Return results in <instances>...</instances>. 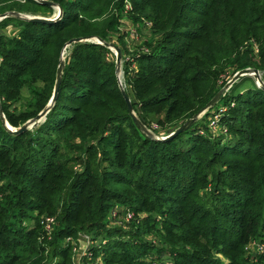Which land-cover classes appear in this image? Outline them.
<instances>
[{
	"label": "trees",
	"instance_id": "trees-1",
	"mask_svg": "<svg viewBox=\"0 0 264 264\" xmlns=\"http://www.w3.org/2000/svg\"><path fill=\"white\" fill-rule=\"evenodd\" d=\"M51 1L63 14L46 23L9 13L52 17L54 7L0 0V15H8L0 21V100L14 127L47 107L62 51L78 37L121 48L133 74L134 109L148 127L150 112L163 113L172 129L191 118L228 69H264V0H242L210 30L202 18L215 0ZM126 14L133 25L150 26L143 49L131 51L120 34ZM71 48L58 97L41 123L16 134L0 116V264H73L72 238L82 231L93 240L105 234L104 245L90 247L105 264H248L245 248L254 239L264 243V89L223 99L227 109L217 117L230 137L213 139L195 122L157 140L129 113L111 49L97 42ZM29 84L42 86L19 106ZM117 206L144 227L110 228ZM42 214L56 215L51 235L39 224ZM258 253L264 264V250Z\"/></svg>",
	"mask_w": 264,
	"mask_h": 264
},
{
	"label": "rangeland",
	"instance_id": "rangeland-1",
	"mask_svg": "<svg viewBox=\"0 0 264 264\" xmlns=\"http://www.w3.org/2000/svg\"><path fill=\"white\" fill-rule=\"evenodd\" d=\"M241 1L242 0H215V4L213 6H210L209 10L204 15L205 17L202 18V21L205 25V28L208 30L214 29L213 26L218 25L219 21H222L223 19H225L228 16L230 11H236L237 12L240 9L239 3H241ZM56 4H58V3H56ZM54 9H55L54 13H57L58 9H56V8H54ZM19 14H24V13H19ZM24 15L31 16L30 14H24ZM149 27L144 22L140 23L139 27L137 25H133L132 22L129 20L127 14H126L124 19L122 20L121 28L119 29V31H120V34H124L126 36L127 41H129L132 44L130 48H131V51L132 50L134 51V49L137 50V49H140L141 47H143V44L146 41H149V39H151L153 37L152 33H150V31H149ZM6 30L8 31V29H6ZM134 30L136 31V34L134 33L135 36L132 37L131 32L133 33ZM9 31H10V29H9ZM112 39L114 41H116V39H114V37ZM94 41H97V38L91 39V42H94ZM103 42L109 43V44L113 43L112 41L111 42H105L104 40H103ZM105 46H107V45H105ZM71 47H72V45H67L64 47V49L62 51L61 60L62 59L64 60L63 74H64L66 62H67L69 55L71 53V49H72ZM107 47H109V46H107ZM110 49L112 51V54H110L109 56L112 59V61L115 62V64H116V74H117V79H118V86L120 87V89H125L127 94L130 96L132 104L137 103L138 100L136 99L135 95L131 96L130 95L131 93L129 92L130 85L128 83V80L130 78H132L133 74H132V72L126 73V69H125L126 68V56H124V57L122 56L120 62L118 63L117 51L113 47ZM141 49H143V48H141ZM61 60H60V62H61ZM253 70L254 69L249 68L247 75H239L236 78H234V75L237 74L239 70L236 71L233 69H228L226 71V74L223 75V78L226 81L223 82V80H222L218 84L217 93L219 96L217 97L216 101L213 104H211V106L207 107L204 112H201L198 115L197 119L192 124L197 122L198 125L202 128L201 131L206 132V134L210 135L211 138H213V139L220 140V139H224V138L228 137L230 132H228L227 128H225L222 124H220L219 118L217 117V113H221V111H225L227 109V106L224 103L223 99H225L229 94L230 95H236L238 92H242V91H244L250 87L253 88V86H255V85L257 87H259L257 84V81H256L255 74H253ZM256 70H257L259 79L264 83V69H256ZM41 86H42L41 84H36V85H30L29 84V85H27L22 92L23 98H22L21 102L18 103V105L19 106L20 105L21 106H27L28 103L30 101H33V99H34L33 90H35V88L40 89ZM201 109H199V110H201ZM134 111H135V114L138 116L137 111L135 109H134ZM3 115H4L5 119H7L6 114L4 113ZM150 118H151V126L148 127L147 125H145V124L144 125L148 129L150 134H153L155 137H164L176 129V128L172 129L168 125L164 124V122L162 120V119H164L163 113L155 115L154 112H150ZM1 119L3 120L2 116H1ZM158 120L159 121L161 120L160 125L157 122ZM6 121H8V120H6ZM31 121H32V119L28 120L27 122L22 124L20 127L27 124L29 126V129H33L35 126H30ZM41 122L42 121H40L39 123H41ZM3 123H4V120H3ZM4 124L6 126V123H4ZM9 125L11 128L12 127L13 128H20V127H14L10 123H9ZM180 125H178V126H180ZM146 134L149 135L148 133H146ZM230 136H231V134H230ZM76 168L80 169L81 166H77ZM207 188L203 189V191L205 192V191L210 189V187L208 189ZM122 207L126 208V206H122ZM37 214L38 213L35 212V215H37ZM48 216L51 218L53 217L54 219L56 218V215L51 216L49 214H42L40 217L37 218V219H39V222H40L39 224L42 225L43 228L45 227V224L43 223V219L45 217H48ZM37 219L36 220L25 219V223L35 225ZM55 224H56V222H55ZM139 225L144 227L142 224H140V219H137L135 214H133L132 218L129 220H125L123 218V216H119V217L114 218V217H111V215H109V218H108V226L112 229H122L123 231L124 230L125 231H133ZM143 231H146V228H143ZM88 237H90V239H88ZM104 237H105V234L102 233L100 235L99 239L94 238L95 240H93L92 235L86 233L85 231H82L81 233H79L78 238H72V262H73V264H105L103 261L101 252L98 255H94V252L87 250L88 247H90V246L94 247V245H96V247H97L98 245L99 246L104 245L106 243V239L104 240ZM142 237L146 240L152 241L156 245L162 244L161 239L155 233H150V234L145 233L144 235H142ZM68 240H69V238L67 239V241ZM99 241H101V243H99ZM259 250H264V243L259 238L254 239L253 243L251 245H248L245 248L243 257H244V259L247 260L248 264H261L259 262V257L261 255L258 253ZM85 253H87L86 256H85ZM151 254H153L155 256L156 253L154 251ZM165 255L166 254L162 255V257H161L163 259V261L166 260ZM218 257L222 260H225V258L223 256L219 255Z\"/></svg>",
	"mask_w": 264,
	"mask_h": 264
},
{
	"label": "water",
	"instance_id": "water-1",
	"mask_svg": "<svg viewBox=\"0 0 264 264\" xmlns=\"http://www.w3.org/2000/svg\"><path fill=\"white\" fill-rule=\"evenodd\" d=\"M37 1H39V2H41L43 4H47L49 6H52L54 8H56V6H58L59 8H58L57 13L54 16H52V17H46V16H41V15L27 16V15H24V14H19L17 12H11L9 14L17 15L19 17L26 18V19L31 20V21L46 22V23H53V22H55V21H57L58 19L61 18L62 14H63L62 6L56 4L54 1H51V0H37ZM91 39H92V37H78V38H74V39H71L65 46L72 45L73 43H77V42H91ZM94 42H97V43H100V44H105V45L109 46L110 48L113 47L117 51L118 63L120 62L121 57H122V51H121L120 47H118L117 45H115L113 43H111V44L104 43L103 40L101 38H99V37H97V41H94ZM63 69H64V60L62 59L60 64H59L58 70H57V80H56L53 96H52L50 102L48 103L47 107L41 113H39L35 118L32 119L30 126H35L40 121H43L46 118V115L48 114V112L51 110L53 104L55 103V101H56V99L58 97L59 91H60V87H61V83H62V77H63V75H62L63 74ZM248 70H249V68L239 70L238 73L234 75V78H236L239 75H247ZM253 74H255L258 86L261 87L262 89H264V83L259 79V76H258V73H257L256 69L253 70ZM121 90H122V94H123V96L125 98V101L127 103V106H128V109H129V113L131 114V116L133 117L135 122L138 124V126L145 133H148L150 137L155 138L157 140H167V139H170V138L176 136L177 134L181 133L182 131H184L186 128H188L197 119L198 115L201 112H204L207 107L211 106V104H213L216 101L217 97L219 96L218 93H217L201 110H199L191 118H189L184 123H182L180 126H178L170 134H167L164 137H155L153 134H150L148 129L145 127L144 123L135 114L132 101L130 99V96L125 91V89H121ZM3 114H4V111H3V108H2L1 103H0V116H2V118L4 120V123H6L7 128L12 133L19 134V133H22V132H25V131L29 130V126L27 124L23 125L20 128H13V127L11 128L9 123H8V121H6L7 119H5Z\"/></svg>",
	"mask_w": 264,
	"mask_h": 264
},
{
	"label": "built area",
	"instance_id": "built-area-1",
	"mask_svg": "<svg viewBox=\"0 0 264 264\" xmlns=\"http://www.w3.org/2000/svg\"><path fill=\"white\" fill-rule=\"evenodd\" d=\"M8 15H0V21L4 18H6ZM135 31V30H134ZM133 33L131 32V36L134 37L135 34H136V31ZM135 33V34H134ZM129 42V41H128ZM0 61H1V58H0ZM0 103H1V100H0ZM133 212L128 210L127 208L125 207H122V206H117L116 208L113 209V211L111 212V217H119V216H123V218L125 220H129L132 218L133 216ZM43 223L45 224V227L44 229L47 231V233L49 235H51V233L53 232L54 228H55V219L52 217H45L43 219ZM88 239H90V237H88ZM71 240V239H69ZM91 241V240H90ZM91 247V246H90ZM90 247H88V251H90ZM87 255V253H85V256ZM90 255V254H89Z\"/></svg>",
	"mask_w": 264,
	"mask_h": 264
},
{
	"label": "bare ground",
	"instance_id": "bare-ground-1",
	"mask_svg": "<svg viewBox=\"0 0 264 264\" xmlns=\"http://www.w3.org/2000/svg\"><path fill=\"white\" fill-rule=\"evenodd\" d=\"M56 8L58 9L59 7H58V6H56Z\"/></svg>",
	"mask_w": 264,
	"mask_h": 264
}]
</instances>
